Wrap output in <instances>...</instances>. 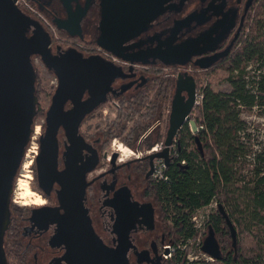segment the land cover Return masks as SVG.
I'll use <instances>...</instances> for the list:
<instances>
[{"label": "water", "instance_id": "1", "mask_svg": "<svg viewBox=\"0 0 264 264\" xmlns=\"http://www.w3.org/2000/svg\"><path fill=\"white\" fill-rule=\"evenodd\" d=\"M91 1L85 0L83 7L80 0H61L69 16L67 19L56 20L58 28L69 36L83 37L81 22ZM74 3L77 4L76 11L72 9ZM139 4L143 6V0H101L100 35L95 43L130 62L129 71H133L134 64H150L148 58L124 53V43L147 24L136 14V11L141 13L143 10ZM173 42L172 35L158 48L148 50L149 56L161 59L165 65L184 66L192 56L202 54L201 51H195L199 39L178 45H173ZM50 44V33L41 22L22 11L15 0H0V264H9L4 238L11 222L14 186L38 114V76L33 56L41 57L44 65L59 80L47 111L46 130L40 137V153L36 160L40 186L44 189L54 183L61 186L58 199L67 213L59 218L55 239L66 245L65 259L69 264H130L128 259L105 244L95 233L84 208L87 174L95 168L98 156L79 132L85 116L107 101V94L113 91V82L128 75L122 66L100 55L85 57L73 47L66 50L59 47L58 53L54 54ZM228 49L217 55L200 57L194 61V65L201 69L210 68L221 56L227 54ZM196 81L189 72L179 73L171 102L165 148L149 155L151 160L163 157L169 165L170 146L187 121H190L192 131L197 134L198 125L190 116L196 102ZM86 92L89 97L83 100ZM69 100L74 107L65 110ZM61 128L65 131L67 142L64 152L66 167L63 170L59 169L58 134ZM195 141L202 152L199 138L196 137ZM84 149L92 153L85 162L82 157ZM219 211L226 218L233 245L236 246V229L221 204ZM202 249L215 259L222 258L212 226H209Z\"/></svg>", "mask_w": 264, "mask_h": 264}, {"label": "flooded vegetation", "instance_id": "2", "mask_svg": "<svg viewBox=\"0 0 264 264\" xmlns=\"http://www.w3.org/2000/svg\"><path fill=\"white\" fill-rule=\"evenodd\" d=\"M30 1L58 29L61 37L67 38L69 36L56 24L57 19H67L69 16V12L64 8L61 0ZM80 3L83 7L85 6V0H80ZM258 5L259 0H143V6L139 4L143 10L141 13L136 11V14L140 15L147 24L143 30L137 32V35L124 43V53L148 58L150 64L137 68L134 66L133 71H129L131 64L122 66L124 73L128 76L117 78L113 82V91L107 94V101L90 111L79 129L81 136L91 145L90 148L97 152L98 156L95 168L87 174L88 184L83 200L84 208L95 233L105 244L128 259L130 264H169L175 255L166 258L165 245L173 243L171 236L173 225H171L167 213L162 209V204L159 203L155 191V185L159 180L155 178L154 170L156 159L160 157L151 160L148 157L151 154H143L129 160H120L122 153L119 150V144L116 150L114 139L117 138L116 136H124L125 132L120 128L119 135L106 137L102 131L104 127L100 130L99 122L104 117L106 120L109 119L108 114L104 116V108L109 107V110L115 108L120 112L122 106L120 100L122 98L134 97L149 85L154 87L149 99L152 100L156 96L159 85L155 79L163 76L167 67L183 65H165L161 59L149 56L148 50L158 48L172 35L174 37L173 45L199 39L195 51H201L202 54L192 56L189 62L184 65L186 67L193 66L197 70L201 68L194 65L196 59L217 55L229 48L227 54L221 56L211 67L216 66L233 51L246 24L250 18L253 19L254 11ZM76 6L77 4L74 3L72 7L74 11L77 10ZM101 14V0H92L81 22L83 37L70 36L74 40L84 43L85 48L77 50L85 57L102 56L99 53H94L92 47H89V45H97L95 42L100 35ZM45 29L47 30L46 27ZM50 46L54 54L58 53L59 47L62 50L68 49L52 36ZM35 58L41 59V57L33 56L34 65ZM55 77L57 89L59 80L56 75ZM171 93L174 95L175 89H172ZM88 97L89 94L86 92L83 100ZM51 103L52 99L48 110ZM73 107L70 100L65 104V110ZM42 126L43 132H45L46 119ZM38 127L39 132L37 133ZM34 129L35 136L33 139H36L41 130L39 125L36 126V121ZM157 130L162 134V128ZM62 131L64 138L62 139L63 150L61 151L60 134ZM147 131L148 129L142 134L141 139L139 138L138 146L133 147L134 149L150 147L143 145L153 136L152 132L143 138ZM58 138L60 145L59 169L63 170L66 167L64 152L67 145L63 128L59 130ZM39 153L40 146L32 166V175L28 172L23 174L24 179H19L16 188L15 182L13 195L15 192L18 195L16 198H12L11 222L5 235V251L9 264H69L65 259L66 245L60 244L55 239L60 223L59 218L67 213L58 199V190L61 186L58 183L46 186L45 189L40 186L36 164ZM91 155L92 153L88 149H84L82 152L83 162ZM152 169L153 172H150ZM24 181L28 182L29 188L34 189L30 188L35 195L31 197L34 199L31 203H29L31 198L27 199L26 203L20 197L24 192L21 185ZM37 196L43 198L45 203H37ZM74 211L78 212L77 209Z\"/></svg>", "mask_w": 264, "mask_h": 264}, {"label": "trees", "instance_id": "3", "mask_svg": "<svg viewBox=\"0 0 264 264\" xmlns=\"http://www.w3.org/2000/svg\"><path fill=\"white\" fill-rule=\"evenodd\" d=\"M257 8L233 51L217 64L228 71L229 88L215 90L210 84L202 87L203 101L191 117L199 130L195 134L190 121L184 125L178 134V156L166 170L168 179L155 185L159 203L173 225V244L195 236L192 215L212 200L217 199L227 212L237 232V244L233 245L230 228L218 206L209 215L208 224L215 231L222 258L202 264H264V144L253 142L242 116L248 113L264 118V0H259ZM155 81L159 87L152 100V85L120 100L118 119L102 130L107 138L119 135L120 128L126 130L128 117L142 111L140 119L128 129L130 137H121L130 146L138 142L158 110L172 99L171 90L176 87L175 78L161 76ZM162 138L160 134L158 141ZM151 140L143 145L151 146ZM169 264L186 263L178 251Z\"/></svg>", "mask_w": 264, "mask_h": 264}, {"label": "built area", "instance_id": "4", "mask_svg": "<svg viewBox=\"0 0 264 264\" xmlns=\"http://www.w3.org/2000/svg\"><path fill=\"white\" fill-rule=\"evenodd\" d=\"M15 4L25 13L28 15H33L36 16L40 21L43 22V25L47 28L49 31L50 35L59 43H62L64 46L70 48H76V49H84L85 45L81 41H76L72 37L68 36L67 38H63L59 35L58 29L53 26L48 19L41 13V11L30 1V0H15ZM38 15V16H37ZM89 47H92L94 53L96 52L97 54H101L103 57L106 59L112 61L113 63L120 65V66H129L130 63L123 60L122 58L114 55L113 53L105 50L104 48L100 47L99 45H89ZM134 66L137 68L139 66H144L142 64H134ZM194 69L193 66H175V67H167L166 69H172L173 73L168 74L172 75L177 78L179 73H181L182 70H185L186 72H191L189 70ZM202 87L204 86H199L197 87V92H196V102H195V107L200 105L203 101L204 94ZM170 102V101H169ZM172 102V101H171ZM115 109V108H114ZM171 103H169L167 106H163L160 108V114H157V117L155 119V122L148 128V131L143 135V138H146L154 129L157 128H162V134L165 135V132L167 131L169 120H170V114H171ZM195 109V108H194ZM159 112V110H158ZM109 113V107L104 108V116H107ZM116 116V115H115ZM191 117L194 118V114L192 112ZM184 127V126H183ZM182 127V128H183ZM182 128L179 130V132L182 130ZM178 132V134H179ZM178 134L177 136L174 137L173 144L170 146V163L172 162V159L177 158V143H178ZM115 141H118V139H114ZM120 147L123 146V144H119ZM129 154H126L127 156H131V158L134 157H139L143 154H152V153H157L162 151L165 148V141L164 137L151 145L149 148L146 149H134V148H129ZM123 154V153H122ZM120 160H124L123 157L120 158ZM185 161H182V164H184ZM165 158L160 157L156 159V165H155V170H154V176L157 180L159 181H164L168 179V176L166 174V170L168 166ZM218 202L217 199L212 200L209 205L206 207H203L201 209L196 210L193 215H192V223L194 225V228L196 230V234L194 237H191L187 240L182 239L179 243L173 244V243H168L165 245V249H167L169 252L165 254L166 258H169L173 255H175L178 251H180L183 255V258L185 259L186 264H202L204 261L213 263L217 259L213 258L209 254L203 251L202 246L204 243V240L207 236L208 233V228H209V222L208 218L209 215L214 212L216 209H218Z\"/></svg>", "mask_w": 264, "mask_h": 264}, {"label": "rangeland", "instance_id": "5", "mask_svg": "<svg viewBox=\"0 0 264 264\" xmlns=\"http://www.w3.org/2000/svg\"><path fill=\"white\" fill-rule=\"evenodd\" d=\"M256 10H258V8H256ZM256 10L254 11V14H255ZM33 15H36V14H33ZM33 15H31V16L34 17L35 19H37L43 25V22L40 21L36 16H33ZM251 21H252V19H250V22ZM248 28H249V26L247 27V30H248ZM35 66L37 67V71H38V87H37V89H38L39 100H40V104L38 106V114H37V117H36L35 121H36V126L39 125L41 127V130H40V134L36 136V139H33L34 136H35V131L32 134V138H31V141L29 142L26 154L24 156L23 163L21 165V168L19 169L20 172H19V174L17 176V179H16L15 188L17 187V183H18L19 179H24V177L22 176L23 174L28 172L29 174L32 175V172H31L32 166L34 165L35 157H36V155L39 152L40 135H41V133H44L43 132L44 128H43L42 125L45 123L48 107L50 105V101L52 99V95L54 94L56 86H57V79H56L55 75L48 70V68L44 65V63L41 61V59H36L35 58ZM189 71H191L190 73L193 74L194 77L196 78V80H197L196 82H197L198 87L201 86V85L205 86L207 84H210L212 86V88H214L215 90H226V89L229 88V84L226 81V78L228 76V71L225 70L224 67H219L217 65V66H213V67H210V68H207V69H198L197 70V69H192L191 68V70H189ZM182 72H185V70H182L181 73ZM171 73H173L172 69H166V71L163 72V77L174 79L175 77H173L172 75H168V74H171ZM171 101H172V99L168 100L166 102L165 106H167L169 103H171ZM196 107L194 106L195 109H196ZM194 108H193V114L195 116V113H194L195 109ZM157 114H160V109H159V112H157ZM108 115H109V119L108 120H106L105 117L101 118L99 120V122H100V130L108 122L116 121L118 119V117H119V111H117L116 109L112 108L111 110H109ZM141 115H143L142 111L140 113L139 112L135 113L133 115V117H131V118L128 117V120H127V122H128V126L127 127L128 128L126 130H124V132H125L124 137H127V138L130 137L129 136L130 135L129 134L130 133L129 130H130L131 126L135 123V121L140 119ZM242 116L248 123L249 131L252 132V134H253V138H254L253 142L255 144H259L262 141L263 144H264V118H260V117H258L255 114H248V113H243ZM156 117H157V115H156ZM154 122H155V120H153L152 124ZM157 129H154L152 131L153 132V136L151 137V139H152L151 142L152 143L158 141V136L160 135V133L158 132ZM144 132H142V134ZM118 133H119V130H118ZM142 134L139 136L140 139H141ZM163 134H164V132H163ZM163 134H162V136L164 137V141H165L166 135H167V131L165 132V135H163ZM116 137L117 138H115V139H118V141H115L116 150H117L118 144L122 143L123 144V146H122L123 151L121 150V153H123V154H121L120 156L123 157L124 160H129L131 158V156H127L126 155L127 152L124 149L125 146L132 149L133 147H137L139 142L136 141L133 146H130V145L124 143V141H123V139L121 137H119V136H116ZM63 138H64V132L62 131L61 134H60L61 151L63 150V143H62V139ZM119 150H120V148H119ZM34 151H36V152H34ZM25 165H28V167L25 166ZM30 181H31V179H30ZM24 182H22L21 185ZM25 183H28V182L26 181ZM29 185L32 186L31 183H29ZM32 190H34V189H32ZM16 195H18V194L15 192L14 195H13V198H16ZM31 199L32 200L31 201L29 200V203H31L34 200L33 198H31ZM13 204H14V202H13ZM4 239L6 240V236H5Z\"/></svg>", "mask_w": 264, "mask_h": 264}, {"label": "bare ground", "instance_id": "6", "mask_svg": "<svg viewBox=\"0 0 264 264\" xmlns=\"http://www.w3.org/2000/svg\"><path fill=\"white\" fill-rule=\"evenodd\" d=\"M192 114V113H191ZM191 116V115H190ZM188 122V121H187ZM36 132L38 133L39 132V127L36 129ZM121 149L120 150H122L123 151V148L122 147H120ZM125 151L127 152L126 154H129V149L125 146ZM34 152H36V151H34ZM25 166H27V165H25ZM19 188V187H18ZM22 188H23V193L21 194V198L24 200V201H26L27 199H30L31 197H34L35 195H34V193H33V191H31V189L28 187V183H23L22 184ZM23 202V201H22ZM36 202L37 203H39V204H44L45 203V201H44V199L43 198H41L40 196H37V199H36ZM26 203H27V201H26ZM25 203V204H26Z\"/></svg>", "mask_w": 264, "mask_h": 264}]
</instances>
